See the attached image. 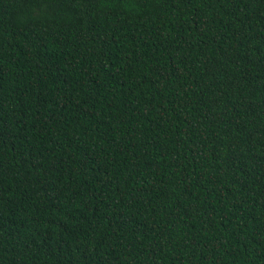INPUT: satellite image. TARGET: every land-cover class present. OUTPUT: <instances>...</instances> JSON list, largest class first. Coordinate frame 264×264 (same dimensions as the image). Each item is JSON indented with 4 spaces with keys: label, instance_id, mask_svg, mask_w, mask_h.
Here are the masks:
<instances>
[{
    "label": "trees",
    "instance_id": "1",
    "mask_svg": "<svg viewBox=\"0 0 264 264\" xmlns=\"http://www.w3.org/2000/svg\"><path fill=\"white\" fill-rule=\"evenodd\" d=\"M0 264H264V0H0Z\"/></svg>",
    "mask_w": 264,
    "mask_h": 264
}]
</instances>
